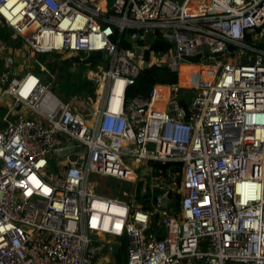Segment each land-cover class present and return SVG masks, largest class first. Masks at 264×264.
Wrapping results in <instances>:
<instances>
[{
    "label": "built area",
    "instance_id": "obj_1",
    "mask_svg": "<svg viewBox=\"0 0 264 264\" xmlns=\"http://www.w3.org/2000/svg\"><path fill=\"white\" fill-rule=\"evenodd\" d=\"M0 21L26 60L107 53L85 65L86 115L2 59L0 264H115L123 238L125 264H264V0H0ZM152 38L168 51L153 52ZM146 51V70L163 64L177 82L128 98ZM182 66L197 69L185 87ZM151 163L181 165L179 187ZM138 186L160 192L151 211ZM176 189L177 214L162 205Z\"/></svg>",
    "mask_w": 264,
    "mask_h": 264
},
{
    "label": "trees",
    "instance_id": "obj_2",
    "mask_svg": "<svg viewBox=\"0 0 264 264\" xmlns=\"http://www.w3.org/2000/svg\"><path fill=\"white\" fill-rule=\"evenodd\" d=\"M12 47V44H11ZM10 47V51L13 50ZM169 49V45L157 38L153 45L151 46V50L156 52L157 54L160 52H166ZM45 56L47 55H37L38 62L44 63L43 65L47 68V71L52 76L50 81H43L44 84H49L52 93L57 96L60 101L68 103L69 101L76 99L81 101H88L89 104L95 100V85L93 82L89 80L86 76L88 67L83 64L71 65L69 67H59L58 61H60V56L56 55L54 57V61L51 63H45ZM41 63V64H42ZM38 70V68L36 67ZM185 71L179 77V84H184L186 79ZM54 76L57 77L55 86L52 87V83H54ZM177 77L174 73H171L168 68L163 64H158L150 67L145 70L142 76L137 80L136 85L131 86L127 90V97L133 98L138 95H142L143 97H147L151 87L156 83H166L173 84L177 82ZM191 83V81H190ZM183 87V86H182ZM8 109L5 106L0 105V129L4 127L3 118L7 114ZM153 168V173L156 176L163 177L166 179L167 177L174 175L175 183L180 184L181 179V165L173 164V163H151ZM119 186V184H117ZM120 189H124L123 187H119ZM127 190V189H126ZM174 198L170 202V208L173 209L174 213H179V189L174 191ZM160 192L158 190L150 191L148 190L145 195L140 194V186L137 187V190L134 193L135 202L139 203L143 210L151 211V205L156 201ZM113 199L120 198L121 193L115 192L113 195H110ZM156 219L154 218V221Z\"/></svg>",
    "mask_w": 264,
    "mask_h": 264
},
{
    "label": "rangeland",
    "instance_id": "obj_3",
    "mask_svg": "<svg viewBox=\"0 0 264 264\" xmlns=\"http://www.w3.org/2000/svg\"><path fill=\"white\" fill-rule=\"evenodd\" d=\"M0 23H2L1 21H0ZM0 29H2L1 28V26H0ZM19 40V39H18ZM22 42L19 40V45L21 44ZM19 45L17 46V47H19ZM22 45V44H21ZM19 55L20 56H22V53L20 52L19 53ZM56 55L55 54H50V55H47V56H45L46 58H45V63H49V62H53L55 59H54V57H55ZM35 60H36V62L37 63H40V62H38V60H37V57L36 56H34L31 60L30 59H28V60H25V61H27V63L31 66V69H32V71H34V72H37V71H35V70H37L36 69V67H37V64L35 63ZM59 60H61V61H64V60H66V58H64L63 56H60V59ZM47 61H49V62H47ZM95 61L97 62V61H99V59H95ZM42 63V62H41ZM42 64H44V63H42ZM28 65V66H29ZM45 65V64H44ZM66 67H69V64L68 65H65ZM65 66H63V67H65ZM38 68V67H37ZM46 68V67H45ZM197 69H195V68H188V71H187V73H186V79H185V83L184 84H179L180 86H183V87H185L187 84H190V81L192 82V81H196L197 80V77L196 76H193L192 75V73L191 72H195ZM38 72H39V69H38ZM37 72V73H38ZM39 75H40V78H42L45 82L46 81H50V78H51V75H50V73L47 71V68H46V72H39ZM54 78V83H52V87H56L55 86V83L57 82L56 81V79H57V77L56 76H54L53 77ZM163 92V91H162ZM72 102L74 101V103H73V106L75 107V106H77V109L78 110H81L82 111V113L84 114V115H86V109H87V106L89 105V102L88 101H79V100H76V99H73V100H71ZM131 167V166H130ZM131 170L132 171H134V173H136L137 174V176H138V178H140L141 177V172H140V170H136V169H134L133 167H131ZM102 183H103V186H104V188H109L110 187V189H104L105 191H104V193H107L108 195H113L115 192H117V190L115 189V188H113L115 185H116V182H115V180L114 179H106V180H103L102 181ZM115 241H116V243L117 244H119L120 245V251H119V254H117L116 256H114L113 257V262L115 263V264H125V262H126V258H127V256H126V247H127V241H126V239L125 238H123V239H115Z\"/></svg>",
    "mask_w": 264,
    "mask_h": 264
},
{
    "label": "crops",
    "instance_id": "obj_4",
    "mask_svg": "<svg viewBox=\"0 0 264 264\" xmlns=\"http://www.w3.org/2000/svg\"><path fill=\"white\" fill-rule=\"evenodd\" d=\"M0 26L2 29H0V37L4 43L5 46V51H3L0 54V70L3 69V61L2 59L6 58V57H11L13 59V63H14V69L13 72H15V74L21 76L25 69L28 68V63L27 61H25V53L22 51V43L19 45V40L18 39H13L12 38V32L10 33V29H8L3 23H0ZM21 41V40H20ZM22 42V41H21ZM12 44V47H11ZM19 45V47H17ZM10 47L13 50L12 52L10 51ZM22 53V56L19 55V53ZM30 60L32 59L31 57L29 58ZM36 62V60H35ZM49 62V61H47ZM51 63V62H49ZM30 66V65H29ZM31 67V66H30ZM38 72V70H35ZM36 75H39V72H34ZM42 79V78H41ZM71 102V101H69ZM0 105L8 107L9 106V101L6 100L3 96L0 97ZM16 111H18L17 107L15 108V113ZM15 113L12 114L10 117L15 119Z\"/></svg>",
    "mask_w": 264,
    "mask_h": 264
},
{
    "label": "water",
    "instance_id": "obj_5",
    "mask_svg": "<svg viewBox=\"0 0 264 264\" xmlns=\"http://www.w3.org/2000/svg\"><path fill=\"white\" fill-rule=\"evenodd\" d=\"M12 31L10 30V33H11ZM154 43V38H152L151 39V41H150V44H153ZM145 54H144V60H145V64H144V66H143V68H144V70H146V68H147V63H148V60H149V53L150 52H148V51H146V52H144ZM98 58H101L102 60H107V53H105V52H102V53H91V55L88 57V58H86L85 60H83V61H80L78 58H75V57H71V58H68V59H66V60H64V61H58V65H59V67H63V66H65V65H68V64H83V65H86V64H88V63H91L94 59H98ZM198 59H199V57H196V58H192V59H189L191 62H193V63H196L197 61H198ZM178 104H179V106L183 109V111H184V113H185V118H184V120L185 121H188V119H189V114H188V111H187V104H186V102H185V100H179V102H178ZM17 109H19V108H17ZM89 111H91L90 110V108H89ZM72 144L70 143L69 144V146H71ZM56 149V147L55 148H53V150H55ZM66 153H68V152H64V153H59V154H57V156H59V157H63L64 156V154H66ZM48 157H50V154L48 155ZM75 159H76V157H74V156H69V160L70 161H75ZM175 177H174V175H171V176H169L168 178H167V180H166V185L167 186H170L171 185V183H172V180L174 179ZM173 198H174V194H173V192L171 191V190H169L168 191V193H167V195H166V197L165 198H163V200H162V205H163V207L165 208L166 206H167V203H168V201H171V200H173ZM112 253H113V255H117L118 253H119V247H118V245L117 244H113L112 245Z\"/></svg>",
    "mask_w": 264,
    "mask_h": 264
},
{
    "label": "bare ground",
    "instance_id": "obj_6",
    "mask_svg": "<svg viewBox=\"0 0 264 264\" xmlns=\"http://www.w3.org/2000/svg\"><path fill=\"white\" fill-rule=\"evenodd\" d=\"M188 68H192V66H182L179 70V76L182 75L185 71H188Z\"/></svg>",
    "mask_w": 264,
    "mask_h": 264
}]
</instances>
